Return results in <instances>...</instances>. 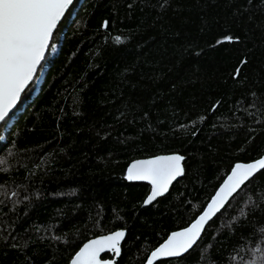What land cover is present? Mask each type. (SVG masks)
<instances>
[{
    "label": "trees",
    "instance_id": "1",
    "mask_svg": "<svg viewBox=\"0 0 264 264\" xmlns=\"http://www.w3.org/2000/svg\"><path fill=\"white\" fill-rule=\"evenodd\" d=\"M167 153L185 174L144 207L150 186L126 169ZM263 153L264 0H76L0 126V264H68L118 229L116 264H145L236 163ZM257 248L264 170L193 249L156 264H252Z\"/></svg>",
    "mask_w": 264,
    "mask_h": 264
},
{
    "label": "snow or ice",
    "instance_id": "2",
    "mask_svg": "<svg viewBox=\"0 0 264 264\" xmlns=\"http://www.w3.org/2000/svg\"><path fill=\"white\" fill-rule=\"evenodd\" d=\"M73 3L74 0H0V121H5L16 107L37 66L45 59L57 25ZM115 39L117 43L122 42L120 37ZM183 160V156L174 154L136 161L128 168L127 179L151 183L152 191L145 201L150 204L167 193L172 182L184 175ZM2 163L4 161H0ZM260 170H264V158L235 165L203 214L190 227L172 233L151 253L148 264L157 257H179L193 249L201 239L205 225L221 213L229 198L238 194L242 185ZM125 235L124 230H119L89 241L75 254L71 264H110L101 259V254L111 252L119 256ZM255 252L260 255L253 254L252 264H264V250L257 248Z\"/></svg>",
    "mask_w": 264,
    "mask_h": 264
},
{
    "label": "water",
    "instance_id": "3",
    "mask_svg": "<svg viewBox=\"0 0 264 264\" xmlns=\"http://www.w3.org/2000/svg\"><path fill=\"white\" fill-rule=\"evenodd\" d=\"M82 1H83V0H81V2H82ZM75 3H76V0H74L73 5H71L70 8H69V10L66 12L65 17H66V15L71 11V9H72L73 6L75 5ZM74 16H75V14H73V17H74ZM63 20H64V18H62L61 22L57 25L56 30L58 29L59 25L62 23ZM56 30L54 31V33L56 32ZM53 35H54V34H53ZM51 42H52V41H50V44H51ZM49 47H50V45H49ZM48 52H49V49L45 52V59H43V60L40 62V64L37 66L36 72L34 73L32 80L29 81L28 85L26 86V88L24 89V91L21 93V97H20V99L17 101V105H16V107H15V108L9 113V116H10V115L13 113V111H15L16 108L19 106L23 93L28 89V87H29V86L33 83V81L35 80V78H36V76H37V73H38V71H39L41 65H42V64L44 63V61L46 60V57H47ZM38 92H39V89L37 90V93H38ZM9 116H8V117H9ZM8 117H6V119H7ZM6 119H5V120H6ZM3 122H4V121H0V126L3 124ZM174 154H178V155L183 156V155L180 154V153H167V154H160V155H156V156H169V155H174ZM156 156L146 157V158H140V159H135V160H133V161L128 165V167H127V169H126V179H127V175H128V168H129L134 162H136V161H140V160L151 159V158L156 157ZM183 157H184V156H183ZM260 158H264V153H263V155H262L261 157H259L258 159H260ZM258 159H255V160L250 161V162H238V163H236L235 165H237V164H249V163H252V162H254V161L258 160ZM184 161H185V157H184V160L182 161V167L184 168V174H185ZM235 165L233 166V168L235 167ZM233 168H232V169H233ZM232 169H231V171L229 172V174L226 176V178L223 180V182L220 184V186L217 188L216 192H215L214 195L211 197V199L209 200V202L207 203V205L211 203L212 198L217 194V192H219V190H220V188L223 186L225 180H226V179L228 178V176L231 174ZM261 171H262V170L258 171V172H257L253 177H251L248 181H250L252 178H254V177H255L259 172H261ZM183 176H184V175L178 177L175 181H173L172 184H171L170 187H169L168 192L165 193L163 196H159V197H157V198H156L155 200H153L150 204H145V201H146L147 197L151 194V191H152V185H151V183H150L149 181H138V180H129V179H127V181H128V182H133V183H146V184H148V185L150 186V191H149L148 195L146 196V198H145V200H144V202H143V206L146 207V206H150V205L154 204L158 199H160V198L166 196V195L170 192V190H171L173 184H174L175 182L179 181L181 178H183ZM248 181H247V182H248ZM247 182H246V183H247ZM246 183H245V184H246ZM243 187H244V185H242V188H243ZM242 188H241V189H242ZM239 191H240V190H239ZM235 195H236V194H233V197H234ZM233 197H230V198H229V202L232 200ZM229 202L225 205V207L229 204ZM207 205L205 206L204 210H206ZM204 210H203V211H204ZM223 210H224V209H222L221 212H222ZM203 211H202V212L196 217V219H195L192 223H194V222L199 218V216L203 214ZM218 214H220V213H218ZM218 214H217V215H218ZM214 218H215V217H214ZM214 218H213V219H214ZM213 219H212V220H213ZM212 220H210V221L205 225V229H206V227L208 226V224H209ZM192 223H191V224H192ZM191 224H189L187 227H184V228H181V229H178V230H175V231L171 232V233L168 235V237H167V238H166L161 244H163V243L169 238V236H170L172 233H174V232H179V231H181V230H183V229H185V228H188V227L191 226ZM119 230H124L125 233H126V235H125L123 241L121 242V254H122V245H123V243H124V241H125V239H126V236H127V230H126V229H118V230H115V231H119ZM115 231H112V232H109V233H107V234H103V235H100V236H97V237L91 238V239H89L88 241H86L84 244L88 243V242L91 241V240L97 239V238H99V237H101V236L111 234V233H113V232H115ZM204 231H205V230H204ZM204 231L202 232V235H203ZM202 235H201V237H202ZM198 242H199V241H198ZM84 244H83V245H84ZM161 244H160V245H161ZM83 245L81 246V248L83 247ZM160 245H159V246H160ZM159 246H158V247H159ZM158 247H156V248H158ZM156 248H155V249H156ZM155 249H154L153 251H155ZM79 250H80V249H79ZM79 250H78V251H79ZM153 251H151V253H152ZM189 251H190V250H189ZM151 253L149 254V256H148V258H147L145 264H148V260L151 258ZM187 253H188V252H187ZM187 253H184V254H182V255L179 256V257H182V256L186 255ZM106 254H111L112 257L104 258V256H105ZM121 254H120L119 256H116L114 253H111V252H105V253H102V254H101V259H102L103 261H108V262H110V264H116L117 260H118V259L120 258V256H121ZM74 256H75V255H74ZM74 256H73V258H74ZM179 257H157L155 260H153L152 264H156L157 262L162 261V260L174 259V258H179ZM73 258H72V259H73ZM72 259H71V260H72ZM71 260H70V262H69L68 264H71Z\"/></svg>",
    "mask_w": 264,
    "mask_h": 264
},
{
    "label": "rangeland",
    "instance_id": "4",
    "mask_svg": "<svg viewBox=\"0 0 264 264\" xmlns=\"http://www.w3.org/2000/svg\"><path fill=\"white\" fill-rule=\"evenodd\" d=\"M57 51V46H55L54 48H53V50H52V56L55 54V52ZM43 76H44V72L41 74V76L39 77V79H38V84H40L41 83V81H42V79H43Z\"/></svg>",
    "mask_w": 264,
    "mask_h": 264
}]
</instances>
